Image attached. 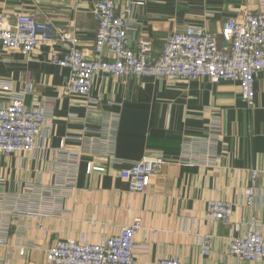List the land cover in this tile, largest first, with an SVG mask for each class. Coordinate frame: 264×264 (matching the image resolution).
<instances>
[{
  "label": "crops",
  "instance_id": "0c3cea01",
  "mask_svg": "<svg viewBox=\"0 0 264 264\" xmlns=\"http://www.w3.org/2000/svg\"><path fill=\"white\" fill-rule=\"evenodd\" d=\"M132 1L131 46L150 41L152 59L174 31L204 27L221 42L224 21L257 10V0ZM115 2L117 12L128 6ZM92 10L93 0H0L9 22L19 12L48 19L58 37L77 38L88 59L97 27ZM68 47L43 43L26 57L0 46V83L17 93L31 77L34 95L25 103L36 99L47 113L33 152L0 155V264H48L46 252L56 241L83 234L100 243L136 218L135 264L168 257L180 264H264L227 253L252 222L264 237V71L255 77L250 109L237 83L205 79L96 75L89 96L78 97L66 92L69 72L49 62ZM10 98L0 89V106ZM155 154L166 165L144 193L131 192L121 170ZM252 171L256 198L248 207L243 192ZM210 200L233 203L228 223L206 217Z\"/></svg>",
  "mask_w": 264,
  "mask_h": 264
},
{
  "label": "built area",
  "instance_id": "2783aa9c",
  "mask_svg": "<svg viewBox=\"0 0 264 264\" xmlns=\"http://www.w3.org/2000/svg\"><path fill=\"white\" fill-rule=\"evenodd\" d=\"M125 1L128 6H121V11L117 12L115 0H93L92 13L97 27L91 59L79 49L77 38L58 37L52 21L39 20L33 13H16L12 22L0 15V46L29 57L43 43L68 44L66 52H53L49 62L69 72L66 92L71 96L88 97L96 75L186 81L205 79L212 83H237L243 103L249 109L254 106L255 77L264 71V0H257L255 12L224 21L219 32L221 42L218 35L206 28L189 26L174 31L156 59H152L150 41L139 39L135 49L131 46L130 34L136 30V25L129 5L134 2ZM135 4L143 3L136 1ZM0 89L11 95L9 103L0 106V155L9 157L33 152L39 146L47 113L36 99L30 104L25 103L28 96L34 95L31 77L17 93L11 83H0ZM166 163L162 155H146L121 170L120 177L129 184L131 192L142 194L148 189L151 178ZM257 177L258 172L252 171L251 185L243 192L248 207L255 203L253 183ZM233 208L229 201L210 200L206 217L214 222L228 223ZM140 228V220L136 218L118 234L100 243H92L83 234L58 240L47 250L45 259L48 264H135V237ZM209 242V237L202 241L204 256L210 254ZM19 253L22 256L24 249ZM227 253L247 263L264 261V237L258 225L252 222L245 235L232 238ZM152 264H180V261L168 257Z\"/></svg>",
  "mask_w": 264,
  "mask_h": 264
}]
</instances>
